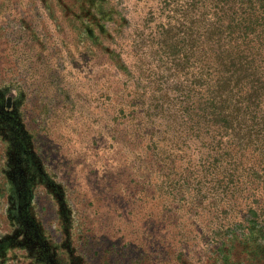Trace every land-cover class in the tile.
Here are the masks:
<instances>
[{
	"label": "rangeland",
	"instance_id": "1",
	"mask_svg": "<svg viewBox=\"0 0 264 264\" xmlns=\"http://www.w3.org/2000/svg\"><path fill=\"white\" fill-rule=\"evenodd\" d=\"M263 44L264 0H0V264H264L263 122L201 103Z\"/></svg>",
	"mask_w": 264,
	"mask_h": 264
},
{
	"label": "trees",
	"instance_id": "2",
	"mask_svg": "<svg viewBox=\"0 0 264 264\" xmlns=\"http://www.w3.org/2000/svg\"><path fill=\"white\" fill-rule=\"evenodd\" d=\"M247 59L230 58L215 66L203 85L201 103L235 126L245 122L264 126V44L263 62Z\"/></svg>",
	"mask_w": 264,
	"mask_h": 264
}]
</instances>
